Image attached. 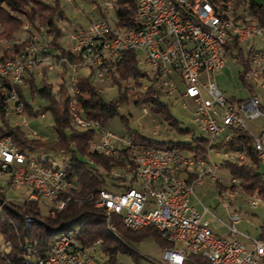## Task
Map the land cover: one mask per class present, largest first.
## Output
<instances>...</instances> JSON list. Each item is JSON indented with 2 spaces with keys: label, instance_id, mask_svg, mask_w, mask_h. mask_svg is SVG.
I'll use <instances>...</instances> for the list:
<instances>
[{
  "label": "built area",
  "instance_id": "built-area-1",
  "mask_svg": "<svg viewBox=\"0 0 264 264\" xmlns=\"http://www.w3.org/2000/svg\"><path fill=\"white\" fill-rule=\"evenodd\" d=\"M114 5L115 0L104 1L99 6L100 14L83 25H60L68 54L74 57V50L82 49L81 65H91L89 78L98 90V84L107 80L109 70L118 59L115 58V50L131 49L136 60H151L152 70L148 72L153 75L160 93L170 95L176 91L178 83L183 85L181 95L193 102L191 117L197 130L206 138V148L205 160H198V154L185 149L147 148L144 144L131 142L127 134L118 136L104 129L97 120L70 112V116L76 117L73 125L95 129L97 139L94 134L88 145L99 146L100 154L117 155L119 149H126L127 156L121 166H127V175L111 176L116 185L110 188L103 186L104 200L101 204H111L127 227L151 225L160 234L184 239L189 246V254L204 261L195 264H264V226L256 237L247 236L250 248L246 249L235 238V223L239 219L237 212L229 214L230 222L225 225L228 233L217 235L209 225L210 217H204L206 213L212 214L206 207L199 210L190 202L194 187L202 182L203 177L220 183L216 169L221 165L209 156L210 150L219 153L221 161L248 162L250 153L243 137L239 140L243 143V151L213 146L219 139L231 137L235 130L250 135L251 150L259 161H264V130L252 135L244 125V118L264 116L259 99L252 94L229 100L210 79L211 73L222 68L229 53L235 51L233 41L245 53L247 64L242 76L263 78L264 43L256 46L255 41L264 38V27H248V20L253 17L248 13L247 19H239L234 14L233 21H225L224 17L209 9L208 0H135L131 23L119 25L116 18L108 19L104 14L107 9L113 10ZM31 36H37V44H30V39H22V44L17 46H24V54L11 56V59H17V67H10V60L7 66H0V115L7 118L10 112H20V100L28 90L29 77L38 78L43 72L63 69L68 71L65 80L67 93L77 92L75 70H79L80 65L62 64L61 56H67L65 53L51 50L38 34L32 33ZM34 56L44 57L45 66L31 68ZM201 74L205 76L204 81L199 78ZM129 83L127 81L124 85ZM260 85L264 86V81ZM51 90L56 92L57 86ZM141 109L145 111L144 106ZM50 159L59 160V156L44 157V160ZM90 160L84 162L89 164ZM62 164V172H53L50 167H43V163L23 160L11 139L0 134V169H13V177L7 183L24 186V199L36 204L37 195L48 196L51 211L58 187H67L68 194L69 188L78 187L75 176L66 172L65 163ZM234 188L241 187L238 179L230 175L221 189V203L222 199L232 198ZM0 199H4V206L11 202L5 196ZM249 203L254 206L257 200L251 199ZM261 203L264 209V201ZM95 257H102L108 264L106 255L96 242L92 243L91 252H84L83 245L74 237L53 239L41 246H34V240L23 238L18 240L17 248H13L10 238L0 237V264H95ZM185 259L186 256L180 255V249L161 247L156 264H184Z\"/></svg>",
  "mask_w": 264,
  "mask_h": 264
},
{
  "label": "trees",
  "instance_id": "trees-1",
  "mask_svg": "<svg viewBox=\"0 0 264 264\" xmlns=\"http://www.w3.org/2000/svg\"><path fill=\"white\" fill-rule=\"evenodd\" d=\"M212 1L219 5L218 10L225 17L227 14L224 12L225 6L221 4V1L231 3V12L235 10V13H230L233 17L236 14L242 18L248 13L253 16L256 24L264 26V0ZM134 8L135 0H115L111 18H116L115 22L119 25H129L131 23L130 15L135 12ZM239 9L243 11V14H239ZM62 18L63 14L57 6L56 0H0V41L11 38L25 19L32 29L46 36V39L42 37L44 43H47L51 49L65 53L67 55L65 58L73 61L75 58L71 57L68 50L63 48L59 42L62 32L57 25V20ZM31 34L32 32L25 39H31ZM15 39L13 37L2 45L0 42V63L20 52L22 46L17 45H21L22 41L17 42ZM233 47L235 51L229 54L241 63L239 77L244 79L242 71L247 64L245 53L235 41H233ZM148 71L150 70L139 67L133 50H124L107 75V79L112 80L119 91L117 98L109 101L102 99L100 91L95 88L89 78L90 73H78L75 83L77 92L74 94L75 112L83 118L97 120L99 125H104L107 118L116 113L117 102L126 98L127 89L131 90L134 87L135 91L131 92V95L135 102H147L150 108L159 112L161 117L178 133L188 136L178 139H155L142 135L137 129H127L126 134L130 136L131 142L161 149L163 147L181 148L204 156L205 136L198 130L194 131L179 124L178 120L170 113L167 103L160 99L161 93L154 86V77ZM143 76L149 80L145 86L139 79ZM129 80L132 81L133 87H127L124 84L121 86L122 82L125 83ZM27 82L30 95L36 93L46 100V104L31 110L30 103H27L24 97L22 100L24 108H28L33 115L41 114L42 108L48 109L51 113V128L54 137L49 139L26 135L19 125L11 123L3 115H0V134L8 136L19 151H25L28 154L30 151H50L64 154L63 156L70 163L68 172L75 176L78 188L71 190L70 194L66 193L59 197L67 200L54 216L48 213V209L46 213L41 212L39 207L41 201L39 200H37V204L26 199L11 200L0 210L1 236L10 238L13 248H17L18 240L23 238L34 240L36 246H41L64 235L76 238L84 247H90L93 242H96L99 250L106 255L108 264L119 263L117 262L118 253H127L135 257L137 252L132 244L144 236H151L160 246H174L151 225L136 230L129 229L122 225L120 216L113 210L94 205L96 195L100 189H104L103 186L110 188V186L116 185L111 176H121L120 174L127 170V166H121L123 159L127 156L126 149H119L117 155H103L88 145V141L95 134V129L92 127L78 128L73 125L75 123L67 105L70 93L66 94L65 78L62 77L58 83H55L56 92L51 90L52 83L47 80L45 72L38 78L29 77ZM141 85L142 89H137V86ZM259 107L264 114V106L259 103ZM241 137L244 138L246 148L250 153L248 162L243 164L234 160H222L220 165L225 166L229 174L238 179L240 187L247 194L255 193L264 201V178L258 170L259 160L250 148V135L241 130H235L231 137L220 139L214 142L213 146L233 147L239 143ZM86 158L91 159L90 164L84 162ZM112 170L114 173H111ZM1 196H4V192L0 187ZM26 217L30 218L28 224L24 223ZM98 262L106 264L102 257H98ZM195 262L204 263L199 256L187 254L184 264H195Z\"/></svg>",
  "mask_w": 264,
  "mask_h": 264
},
{
  "label": "rangeland",
  "instance_id": "rangeland-1",
  "mask_svg": "<svg viewBox=\"0 0 264 264\" xmlns=\"http://www.w3.org/2000/svg\"><path fill=\"white\" fill-rule=\"evenodd\" d=\"M107 0H56L57 6L63 14L62 19L57 20V25L67 23H79L83 25L87 22L88 18H93L100 14L99 6ZM105 16L109 19L112 16V10L107 9L104 12ZM22 24L27 25V30L23 31ZM28 22L24 21L20 24L19 29L9 39H2L1 45L5 41L11 40L13 37L24 39L28 34H38L43 39L46 36L39 34L37 30L32 29ZM43 29V28H42ZM22 36V37H21ZM264 43L262 41H255L256 46ZM140 68L147 70V65L144 62H138ZM242 65L232 57H228L224 66L211 73L210 79L213 80L217 87L220 89L222 95L229 99L235 100L236 98H246L254 94L259 99V103L264 106V86H261V79L253 77H245L241 79L239 73ZM65 80H67V72L62 73ZM201 81L205 80L202 74L199 76ZM142 85H147L149 80L143 76L140 77ZM47 80L52 83V87L60 81L59 75L55 72L47 73ZM178 80V79H177ZM125 86L131 87L132 81ZM125 84L121 83V86ZM137 86V89H142ZM156 87V84H154ZM100 95L103 100H115L119 94L118 87L112 83V80L107 79L98 84ZM133 87V86H132ZM183 85H177L176 91L170 95L160 94V99L167 103L170 113L178 120L181 126H187L194 131H197L194 121L191 117L193 109V102L190 98L181 95ZM135 91L134 87L131 90L127 89L126 98L117 102L116 113L112 114L105 121L103 128L110 130L118 136H125L127 129H137L142 135L155 139H178L185 138L186 134L178 133L175 128L164 120L159 112H155L150 108L147 102L134 101L131 92ZM27 103H30L31 110L38 106H44L46 100L36 93L30 95L28 90L24 91ZM145 107V111L141 107ZM42 113L31 114L28 108H24L21 114H10L8 119L11 123H17L19 127L25 132L26 135L39 136L40 138L54 137L51 128L52 118L48 109L42 108ZM244 125L252 135H256L260 130H264V116L260 115L255 118H244ZM97 139V134L94 136ZM32 156L38 159H44L40 151H30ZM62 153L47 152L46 156H60L56 159L61 162L66 157ZM209 156L218 164L222 158L221 155L215 154L210 150ZM258 170L264 178V161H259ZM125 172V171H124ZM216 174L220 176V183L216 182L209 177H203L200 184L194 187L193 193L190 197V202L199 210L206 207L208 212L204 217H210L209 225L217 235H226L228 229L225 226L229 224V214L237 212L239 215L238 221L235 223L236 234L235 238L244 244L246 249L250 248L248 237H256L259 232V225L261 224L264 214V209L261 199L255 194H247L242 188H234L232 191V198L225 199V205L221 203L220 190L226 185L230 174L225 166H218ZM8 175L0 173V187L4 192V196L12 201H20L26 197V189L22 185L7 183ZM2 198V196L0 197ZM256 199L257 203L251 206L249 201ZM49 203L41 202L39 207L41 212L46 213ZM39 217V216H38ZM43 220L42 217H39ZM248 236V237H247ZM1 237V234H0ZM132 246L137 252L135 257L127 253H118L117 262L120 264H156L161 255V247L155 242L151 236H144L138 241H135Z\"/></svg>",
  "mask_w": 264,
  "mask_h": 264
},
{
  "label": "bare ground",
  "instance_id": "bare-ground-1",
  "mask_svg": "<svg viewBox=\"0 0 264 264\" xmlns=\"http://www.w3.org/2000/svg\"><path fill=\"white\" fill-rule=\"evenodd\" d=\"M221 4H223L225 6V10L224 9L223 10L227 14L226 17L223 16L222 13L218 10L219 5L214 4V2L212 0H208V7L213 13H215L216 15H218L220 17H224L225 21H233L234 17L230 14V12H231V3L230 2H222L221 1ZM234 13H235V10H234ZM239 14H243V11L241 9H239ZM236 16L239 17L238 15H236ZM239 19H247V15L242 16V18L239 17ZM257 26H258V24H256L254 22V18L251 17L248 20V27H257ZM26 27H27V25L23 24L22 25V30L23 31L27 30ZM15 40L17 42H21L22 41V39H20V38H16ZM30 44H37V36H31ZM66 49L68 50V47H66ZM121 53H122V50H115V58H119ZM23 54H24V46H22L20 48V52L18 53V55H23ZM81 56H82V49H75L74 50V58L75 59L73 58L74 59L73 61H69L68 59L65 58V56H61V63L62 64H72V66H79L80 65L79 66V70H75V79L77 77L76 75L78 73H80V72H88V74L89 73L91 74V65H81L82 64V57ZM9 60H10V67H17V59H11V58H7L4 61H2L0 63V66H7ZM138 62L146 63L147 68L150 71L152 70V61L151 60L138 59ZM43 66H45L44 57H42V56H34L32 58L31 68H38V67H43ZM68 102L69 103H74V93H70V99H69ZM23 109H24V103H23L22 100H20V112H10V114H12V113L13 114H19V113L21 114V112L24 111ZM69 109H70V112H75V105H69ZM72 118L74 120V123L76 124V117L72 116ZM145 146L147 148H155V147L148 146V145H145ZM91 147L93 149H96V150L99 151V146L91 145ZM170 148H172V149H181V148H174V147H170ZM14 149L22 157L23 160H31L34 163H43V167H50V171H53V172H62L63 171V164L62 163H65L66 172H68V169L70 167V163H69L68 159H63L61 162H57L56 159H50V160L38 159V158H35L34 156H32L31 154L26 153L25 151L24 152L23 151H19L15 144H14ZM155 149H161V148H155ZM231 150H233V151H243V143L242 142L237 143L235 146L231 147ZM59 159H60V156H59ZM88 160H90V159L86 158V161H88ZM198 160H205V155L204 156H199L198 155ZM90 162L91 161H89V164H90ZM0 173L8 175V182L13 177V169H0ZM111 173H114V171L112 170ZM120 175L121 176H126L127 175V170H125V172H123ZM77 188L78 187L69 188V194H70L71 190H76ZM66 193H68V188L67 187H58L57 194L52 199V211H51V200L49 199L48 196H46V195H37V200H39L41 202L49 203V205H48V210H49L48 213L51 216H54L56 211L61 209L64 206V204H65V202L67 200V199L66 200L60 199L59 197L61 195H63V194H66ZM220 196H221V190H220ZM103 200H104V189H100L98 191L97 195H96L94 205L96 207L109 208V209L113 210L115 213H117L113 209V206L111 204H101V202H103ZM222 203L224 205L226 204L225 203V199H222ZM3 206H4V199L0 200V207H3ZM117 214L120 216L119 213H117ZM120 220H121L122 225L127 227L125 222L121 219V217H120ZM29 222H30V218H28V217L24 218V223L25 224H28ZM262 226H264V223H263ZM127 228L132 229V230H136V229L142 228V225H130ZM162 236L167 241H169V242L174 244V246H172V247H167V246L163 247L162 246L163 249H167V250H174L175 248L176 249H180V255L181 256H187V254H189V246L187 244H185V240L184 239L179 238V237H168V235H166V234H162ZM62 237H71V236L64 235ZM34 246H36V245L34 244ZM91 249H92V246H90V247H84L83 246L84 252H91ZM95 264H100L98 262V257H95ZM118 264H120V263H118Z\"/></svg>",
  "mask_w": 264,
  "mask_h": 264
},
{
  "label": "crops",
  "instance_id": "crops-1",
  "mask_svg": "<svg viewBox=\"0 0 264 264\" xmlns=\"http://www.w3.org/2000/svg\"><path fill=\"white\" fill-rule=\"evenodd\" d=\"M89 19H91V18H88V20ZM87 20V21H88ZM87 23V22H86ZM85 24V23H84ZM59 42H60V44L62 45V47L63 48H66V47H68V45H67V42L63 39V37L61 36V38L59 39ZM51 50H53V49H51ZM56 50V49H55ZM230 57H232L233 59H235L233 56H230ZM63 72H67L68 73V71H66V70H63V69H61L59 72L58 71H55V73H56V75H59V77H60V80H61V78L63 77V75H62V73ZM64 78V77H63ZM178 78L177 77H175V80L178 82V80H177ZM178 84H180V83H178ZM236 99H239V98H236ZM235 99V100H236ZM224 131H226V129H224ZM188 135H186V137H187ZM220 140V139H219ZM47 152L48 151H45V152H43V151H41V153H42V157H47L46 156V154H47ZM50 152V151H49ZM51 153H53V152H51ZM215 161V160H214ZM218 164L220 165L221 164V159L219 160V162H218ZM258 165H259V162H258ZM222 166V165H221ZM191 197V196H190ZM192 204V203H191ZM263 223H264V220L262 219V221H261V224L259 225V232H258V234L261 232V230H262V225H263ZM211 227V226H210ZM212 229V228H211ZM257 234V235H258ZM249 243V242H248ZM160 246V245H159ZM160 247H162V246H160Z\"/></svg>",
  "mask_w": 264,
  "mask_h": 264
}]
</instances>
